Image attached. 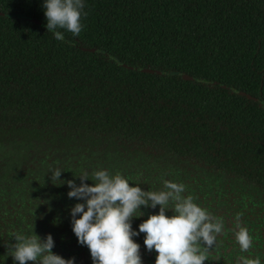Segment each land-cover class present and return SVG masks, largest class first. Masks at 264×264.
Listing matches in <instances>:
<instances>
[{
	"label": "trees",
	"instance_id": "16d2710c",
	"mask_svg": "<svg viewBox=\"0 0 264 264\" xmlns=\"http://www.w3.org/2000/svg\"><path fill=\"white\" fill-rule=\"evenodd\" d=\"M42 5L0 0V191L22 192L12 226L16 205L45 223L48 207L80 203L55 169L145 186L167 174L224 224L205 264H264V0H85L83 31L62 42ZM243 209L249 253L225 233ZM144 238L142 262L155 264Z\"/></svg>",
	"mask_w": 264,
	"mask_h": 264
},
{
	"label": "clouds",
	"instance_id": "9594fccd",
	"mask_svg": "<svg viewBox=\"0 0 264 264\" xmlns=\"http://www.w3.org/2000/svg\"><path fill=\"white\" fill-rule=\"evenodd\" d=\"M47 32L55 39L64 41V32L78 37L85 25L83 19L85 0H43ZM63 172L55 169L53 178L59 179ZM75 180L62 181L70 191L67 195L82 203L70 209L72 231L81 246L89 249L93 264H143L141 245L133 238L144 234V246L157 253L155 264H205L208 252L216 244L224 230L223 222L183 195L185 185L169 180L163 181L160 191H145L140 185L133 186L120 173L97 170L91 178L87 173ZM92 180V184L86 183ZM138 226L132 221L144 213L142 208L155 209ZM171 210L173 215L166 213ZM79 214V216H78ZM78 216V218H77ZM241 253L253 249V236L239 224L233 230ZM51 234L41 238L17 235L11 247L14 264H75V258L65 259L53 253ZM239 264H262L259 258L248 255L239 257Z\"/></svg>",
	"mask_w": 264,
	"mask_h": 264
},
{
	"label": "flooded vegetation",
	"instance_id": "af4514ba",
	"mask_svg": "<svg viewBox=\"0 0 264 264\" xmlns=\"http://www.w3.org/2000/svg\"><path fill=\"white\" fill-rule=\"evenodd\" d=\"M83 174V173H82ZM78 173L77 175L74 176V178H71V180H75L77 184L80 183V180L78 177L82 175ZM115 174V173H112ZM123 176H125L130 183L135 185H140L145 191L151 190V191H160L163 188V181L164 180H169L166 175L161 182L160 180L156 178H150L149 181H147L146 186L143 184L144 181L143 179L140 178L137 179L136 175H131L128 172L122 173ZM63 179H58L57 183H62ZM5 183V181H4ZM86 183L90 184L89 180L86 181ZM66 184V183H65ZM4 194L2 193L0 200V264H14V261L11 257V247L12 243H14L15 237L17 235H25V236H31L37 234L38 236L42 237V235H48L51 234L54 240V247L52 249L53 253L58 254L62 256L65 259L69 258H75V264H93L89 249L87 246H81L78 241L76 236L74 235L72 231V224H71V215H70V209L71 207L62 205L63 209L65 210V214L62 216H59V213L54 212L53 207H48L47 209L52 208V214H48L49 218L44 222H39V219L36 214L30 213V207L27 208L26 206H20L16 205V207L21 208V217L23 218L22 221V226L15 225V227L12 226V224L16 223L14 222V216H16L15 213L9 212L8 209L14 208L15 205H12L11 202L16 198L19 199V194L21 190L15 189L13 193L9 192V189H3ZM8 192V193H7ZM18 193V194H17ZM22 193V192H21ZM49 200L51 201L52 205H55V201L51 198L48 197ZM79 201V200H78ZM82 203L83 201H79ZM25 207V209H23ZM159 212V206H157L155 209L152 208H146V215L147 218L151 214H157ZM168 214V212L166 213ZM247 211L246 209H243L241 213V218L238 220H229L228 225L225 227V233L228 234L227 238L231 237V233L233 232L234 228L232 227L233 224L236 225H242L245 228L248 229L247 226V217H246ZM79 216V214H78ZM77 216V218H78ZM12 218V219H11ZM241 220V221H240ZM50 224V227H46L42 233H38V226L41 224ZM143 222L141 218H135L132 221V227L134 230L138 231V226L139 224ZM47 225V224H46ZM258 230L261 229V226L257 227ZM224 233L220 234L223 235ZM230 236V237H229ZM66 241V248L63 244L60 242L62 240ZM135 240V237L133 238ZM64 249V250H63ZM63 250V251H62ZM18 264V262H16Z\"/></svg>",
	"mask_w": 264,
	"mask_h": 264
},
{
	"label": "water",
	"instance_id": "95a60500",
	"mask_svg": "<svg viewBox=\"0 0 264 264\" xmlns=\"http://www.w3.org/2000/svg\"><path fill=\"white\" fill-rule=\"evenodd\" d=\"M142 70H148V71H157V70H153V69H145V68H141ZM184 77H188L186 74L184 75ZM249 97H251L250 95H248Z\"/></svg>",
	"mask_w": 264,
	"mask_h": 264
}]
</instances>
